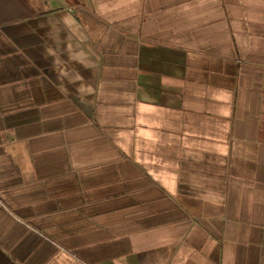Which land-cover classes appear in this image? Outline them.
Listing matches in <instances>:
<instances>
[{
    "label": "crops",
    "instance_id": "0c3cea01",
    "mask_svg": "<svg viewBox=\"0 0 264 264\" xmlns=\"http://www.w3.org/2000/svg\"><path fill=\"white\" fill-rule=\"evenodd\" d=\"M0 264H264V0H0Z\"/></svg>",
    "mask_w": 264,
    "mask_h": 264
}]
</instances>
